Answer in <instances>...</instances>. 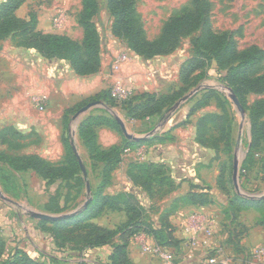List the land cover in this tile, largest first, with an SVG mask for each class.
<instances>
[{"label": "trees", "instance_id": "16d2710c", "mask_svg": "<svg viewBox=\"0 0 264 264\" xmlns=\"http://www.w3.org/2000/svg\"><path fill=\"white\" fill-rule=\"evenodd\" d=\"M25 1L4 0L0 2V39L19 38V46L34 49L48 59L66 60L79 76L91 75L99 71L101 65L99 36L91 21L98 12L96 0H82L83 6L79 16V23L83 27L81 40L63 34L40 31L35 27L36 20L32 15H29L28 19L18 17L15 11ZM190 2V7L183 8L168 17L156 38L149 39L137 15L136 0H107L108 11L114 17L112 34L123 39L133 53L143 58L168 55L175 50L181 38L196 30H200V35L191 41L194 54L180 65L181 84L178 87L172 88L165 94L132 93L120 102L112 98L108 90H102L86 102L76 106L75 110L87 102L99 101L107 109L120 107L129 120L137 121L152 117L162 120L170 113L169 108L188 90L190 84L206 75L202 72L204 66L215 61L220 67L226 68L221 80L225 86L231 88L241 105L246 109L251 122V141L246 158L241 165V167H245L253 156L252 149L258 146L260 141H264V97L255 101L251 106L244 104L246 95L264 93V72L256 75H251L248 72L264 57V50L254 44L239 50L231 32L215 31L212 28L210 21L212 3L210 0H190ZM198 70L201 72L195 75ZM204 89L206 92L202 94L201 98L198 99L195 96L187 100L198 99L190 106L184 123L195 110L206 105L210 100L219 102L220 113L205 114L198 119L196 124V141L218 153L222 148L229 149L232 145L233 118L226 104L228 100L225 97L222 98L215 88L205 87ZM75 110L71 109L67 113H73ZM106 112L109 117L88 116L78 125L79 137L89 151L91 169L93 172L98 171L100 179L95 192H91L90 202L77 215L59 218L55 221L39 220L38 224L42 230L52 236L55 245L60 248L71 243L73 244L72 249L83 252L86 249L110 245L112 248L108 256L110 264H135L127 255V245L129 237L136 232L146 233L157 244L163 246L176 247L179 240L174 237L173 225L168 221L158 228L152 227L144 221V204L138 200L139 198L133 191L102 195V190L110 182L111 173L120 162L124 149L153 139L151 137L134 142L124 138L121 145L112 146L106 150L100 149L96 143L95 127L107 125L120 130L111 112L108 110ZM210 130H213L214 133H210ZM8 136L13 139L10 143L14 142V144L16 139L23 137L11 128L0 131V137L4 141ZM64 143L67 159L62 165H51L34 155L13 157L1 151L0 163L7 162V166L15 171L32 169L45 179L47 184L53 183L57 179L66 181L74 179V183L79 187L76 196H74L77 197V193L79 194L85 187L86 178L80 176V167L69 143V136L64 138ZM100 163L102 167L99 166ZM127 175L132 183L150 198L155 193L165 195L175 187L170 176L167 175L165 167L161 164L145 161L131 163L127 169ZM217 186L227 198V207L223 212L231 223L237 219L241 211L253 208L260 214L256 223L264 226V197L247 199L237 194L231 195L226 186V168L223 162L217 178ZM59 197L58 193L50 197V204L46 206L48 211L60 213L67 208L66 205L62 207L59 205ZM68 198L69 195L64 197L65 203ZM211 202L212 200L205 192L189 193L174 200L173 208L165 211L162 217L170 216L176 210L178 203L209 204ZM105 208L123 211L126 214L125 221L112 229L90 221L98 217ZM4 250L5 242L0 238V264H47L20 248L4 259ZM78 264H87V262Z\"/></svg>", "mask_w": 264, "mask_h": 264}, {"label": "crops", "instance_id": "0c3cea01", "mask_svg": "<svg viewBox=\"0 0 264 264\" xmlns=\"http://www.w3.org/2000/svg\"><path fill=\"white\" fill-rule=\"evenodd\" d=\"M2 1L4 0H0V2ZM28 1L29 0H26L15 11V14L18 17L26 19V15H24V13L22 14V10ZM37 28L40 30L39 25H37ZM67 30L68 29H66L65 32H59L49 29L42 32L63 34L73 38L70 31ZM6 47V50H8L9 46ZM10 47L11 53L2 52L0 50V116H6V119H11L12 115L15 114L19 115L21 120L18 125L15 123L16 120L14 122H9L10 120L5 121L6 119H3L4 121L0 123V131L11 128L23 137L15 140L17 144L16 142L15 144L14 142L10 143V141L13 139L9 136L5 141L0 137V151L13 157L34 155L50 163L51 165H62L67 159L64 138L69 136V143L72 146V150L73 145H75L78 155L81 158L86 170V176H84L82 172L80 174L81 177L86 178L85 187L84 189H81L79 194L77 193V197H74L76 196V192L79 188L74 183V179L68 181L57 179L53 183L47 184V181L32 169L15 171L8 166L2 164L0 165L5 167L4 171H7L6 173H8V175H11L10 179H14L17 191L20 189V187L22 188L23 185L26 194L28 195L31 190L32 192H36V190L49 192V196L45 200L42 210H45L46 206H49L50 197L58 193L60 194L58 202L59 205L61 207L63 205L67 206L64 211L60 212L61 215L71 213L77 215L81 213L90 202L89 201L86 205H84L88 198L91 200V192H95L100 180L98 171L93 172L91 169L89 151L85 147L82 139L79 137L78 125L84 118L88 116L102 115L109 117V114L106 112V110L111 112L115 120L116 117H118L121 121L125 122V112L120 107H116L120 111V114H116L112 111V108L107 109L104 104L98 101L100 104V106H98L99 108L95 109L96 106H92L85 112L75 116L78 111L75 110L76 106L86 102L90 98V95H95L102 91L99 90L98 92L93 93L95 90L93 89L91 93L87 92L86 89L81 90L80 86L82 84L102 82L103 80L106 82L108 81L104 72V62L102 60L101 67L97 73L79 76L73 71L70 63L66 60L57 58L48 59L43 57L36 50L23 46ZM133 55L137 60H141L142 64H144V62L147 63V70H143L145 72H143L141 75H133L132 78L135 79V82H126L125 77L123 78L122 74L121 77L119 76L121 80L118 77L119 80L115 81V83L119 82L121 85L125 86V88L131 91V93L149 92L165 94L168 93L172 88L178 87L181 84L179 79L180 67L174 71L175 75L173 77L168 79V77L165 76L162 78L160 84L156 80L158 74L154 71L157 69H153V67H151V63L158 60L162 56L167 55H160L152 58H143L136 55L135 53H133ZM137 60H135V66H133V63L130 64V70L133 68L138 71L140 70L142 65ZM148 64H150L149 67ZM128 65L129 64L126 65V68ZM119 68L121 70V64L120 66H117L115 63L113 66H110L108 75L111 76V74H114L115 76V69ZM122 70L124 69L122 68ZM188 102H190V100L182 103L176 110L171 111L162 120L158 117L137 120L139 122L141 121L143 126H146V128L149 127L147 129H149L150 132L153 131L151 134L148 132L142 135L140 134L139 136H142L143 139L151 137L153 139L147 142L136 144L132 147H126L121 155L120 162L111 173L110 182L102 190V195H115L118 193L132 191H136L137 193L139 192L140 194H146L139 187L135 186L127 175V169L131 163L145 161L161 164L165 167L167 175L170 176L171 180L175 184V187L168 193L169 198L172 199V203L177 198L186 196L189 193L200 192H205L212 200V202L209 204L178 203L179 206L172 213V220L169 222L171 225H173L174 237L179 240V243L176 247L159 245L150 236L152 243L159 247V251L156 253L146 254L144 252L141 253L138 249L137 245L138 243L140 245V241L137 239L139 237H135V239L130 238L127 245V255L129 259L135 264H209L208 257L211 254V248H213L215 244H218V242L212 239V237L209 238L201 233H194V230L191 228V221L195 222L196 217L208 214L207 216L216 223V219L214 220V216L212 214V208H214V206L215 208H219V212L222 214L221 221L223 223H226V219H228L223 212V210L227 207V198L226 200H223V192L221 191V193L217 186V178L220 173L219 169L216 171L215 164L209 163L208 157H206L209 154L215 155V151L202 146L196 141V124L198 119L208 113L220 112L219 110L213 108L215 101L210 100L206 105L195 110L194 113L187 118V122L184 123L188 110L190 109V106H187ZM13 109L15 110L14 112ZM71 109H74L75 111L73 113H67ZM20 124H23V128L20 127ZM94 129L96 134V143L100 149L106 150L112 146L121 145L125 138L121 128L118 131L107 125H99ZM119 132L122 133L123 137H121ZM101 134L105 135L108 141L105 139L106 142H103ZM194 149L203 152L202 154H196L192 151ZM216 157L212 158V161L216 162ZM217 165L219 167V163ZM99 166L102 167V164L100 163ZM120 170L122 172L121 177L118 175ZM210 170L213 172H210ZM26 177L29 179L31 178V181L26 180ZM18 178L23 179L22 184L17 182ZM239 181L242 186L246 185L245 180L243 177L241 178V175L239 176ZM86 182L89 183V191L86 190ZM10 184H12V182ZM71 191L73 194H69ZM66 195H69V198L65 203L64 197ZM83 198L85 199L84 203ZM3 200L9 203L11 202L12 204L15 203L13 201H9L7 198H3ZM248 211L251 212L254 217L259 215L255 209L248 208L241 211L235 221L239 222V215H242V213ZM112 212L122 213L123 211H113L105 208L101 214L107 215ZM186 213H192L194 215L190 216L187 221H184L183 217ZM100 216L101 215L91 219L90 221L106 228L112 229L114 227L113 225L98 223L96 219ZM38 221L39 219H36L35 224H33L34 226H32L33 228H30V235L33 237H38V240L40 239L43 244L45 243L51 252L42 251L41 255L37 254L35 256L31 255L30 253L29 254L37 260L43 261L47 264H52L59 261L65 262L66 264H78V258L80 257L61 258L60 255L63 249L55 245L52 236L48 232L42 230L38 224ZM175 223L177 226H179L180 230L176 228ZM242 225L243 228H245L244 232L249 230V232L256 233V227L264 229V226L257 224L256 221L253 222L251 226L246 223H242L241 226ZM181 228H183L184 232L181 231ZM219 229L220 228H217V230H214L213 232L217 233ZM245 234L243 236H246ZM0 238H2V240L5 242L7 249L6 239L2 236H0ZM246 243L247 242H245V244ZM227 244L228 243L225 242L224 245L220 244V246L225 249L226 247L230 246ZM245 244L242 242L241 238L239 241H236L237 249L234 250V254L236 256H242L241 250L242 246ZM32 245H34V242ZM16 248L18 249L20 247ZM230 248L231 250L234 249L232 247ZM69 249H72V246L68 248V251ZM111 249L112 248L110 245H104L97 248L86 249L85 251L79 253L75 252V254L78 256L81 254L83 257L89 252L100 255V252L103 251L106 252L105 260H107ZM64 252L65 251H63V253ZM39 256L42 257V259ZM84 259L85 258H81L80 260ZM235 259L238 258L235 257Z\"/></svg>", "mask_w": 264, "mask_h": 264}, {"label": "rangeland", "instance_id": "374dc122", "mask_svg": "<svg viewBox=\"0 0 264 264\" xmlns=\"http://www.w3.org/2000/svg\"><path fill=\"white\" fill-rule=\"evenodd\" d=\"M96 1L98 4V12L92 17L91 21L93 22L98 32L100 62L101 60L104 62V72L108 81L106 82L103 80L102 82L82 84L80 86V89H86L87 92L91 93L93 89H95L93 93L98 92L99 90H108L110 93L112 86L115 84L116 80H119L118 77H121V74L123 75V78L125 77L126 82H135V79L132 78L133 75H141L143 72H145L143 70H147V63L144 62V64H142L141 60H137L132 51L127 47L126 42L123 39L118 38L112 34L111 29L114 24V17L111 16L108 11L109 9L107 6V0ZM210 1L212 3L210 21L212 28L215 31L226 30L231 32L234 36L236 45L239 50L253 44L264 50V0ZM190 5V0H136V11L139 20L142 23L146 36L149 39H154L159 35L163 23L171 14L179 12L183 8H188L190 7ZM82 6V0H29L26 6L23 7L22 14L24 13V15H26V19H28L29 15H32V17H34L36 20L35 27L37 28V25H39L40 31L50 29L53 31L65 32L66 29H68L73 38L81 40L83 36V27L79 23V16ZM57 22H61L60 25H57ZM198 35H200V30H196L192 34L181 38L178 46L173 52H171L167 56H162L158 60L151 63V67H153V69H157L154 72H157L158 74L156 80L159 82V84L162 81V78H164L165 76H167L168 79L173 77L175 75L174 71L178 69V67H180V65L186 59L194 54V49L191 41ZM19 45V38L7 37L4 40H0V50L2 52L11 53L10 46ZM6 46H9L8 50H6ZM135 60H137L142 65L139 71L134 68L130 70V64L133 63V66H135ZM115 63L117 66H120L121 64V70L120 68L115 69V76L117 77H115L114 74H111V76H109L108 70L110 66H113ZM127 64L129 65L126 68ZM149 65L150 64H148V67ZM122 68L124 70H122ZM200 72L201 70L196 71L195 75ZM202 72L206 75H203V78H198L195 82L191 83L188 90L182 96L200 87V89L191 96L192 98L197 96L196 98L199 99L201 98L202 94L206 92V90L204 89L205 87L215 88L217 91H219L218 93L222 98L225 97V99L228 100L226 104L229 113L233 118L231 147L229 149L222 148V150H220L218 153L215 152V155L209 154L206 157H208L209 163L215 164L216 171H218L219 169L220 172L222 162L225 164L226 186L229 189L231 195L236 194L232 181V165L234 158H237V160L239 161L238 183L240 185L241 192L247 195L261 197L264 195V141H260L259 145L252 149L253 156L249 159V163H247L245 167H241L244 159L246 158V154L249 149V143L251 141V122L247 115L246 109L244 108L245 115L242 117L233 104L232 100L229 98V94L231 92L233 93V91L228 86H225L221 80L226 72V68L220 67L219 64L215 61H211L209 64L204 66V70L202 69ZM248 72L251 75L263 73L264 57L258 62V64L250 68ZM92 96L94 95H90V98ZM262 97H264V93H250L244 97V104L246 106H251L255 101L259 100ZM198 99H191V101L187 103V106H191ZM213 101H215L213 108L219 110L220 112V103L216 100ZM98 106H100V104L96 105V108H94L97 109L99 108ZM116 107H113L112 111L116 114H120V111ZM79 109L80 108H78L77 110ZM14 111L15 110L13 109V112ZM6 118V116H0V123H2V121H4L3 119ZM8 120H10L9 122H14L16 120L15 123L19 125L21 119L19 115L14 114L12 115L11 119H6L5 121ZM124 121L125 127L130 134L139 136L140 134L142 135L144 133L150 132V130L147 129L149 127L146 128V126H143L141 121L139 122L136 120H129L127 118ZM240 122L242 123L241 126ZM20 127L23 128V124H20ZM210 133H214L213 130H210ZM119 134L121 135V137H123L121 132H119ZM101 138L103 142H106L105 139L108 141L107 137L103 134H101ZM192 151L196 154H202L203 152L195 149ZM214 157H216V162L219 160L217 163L215 161H212V158ZM3 162L4 164H0L7 166L8 163L5 161ZM218 163L219 167L217 165ZM4 170L5 167H2L0 165V236L4 237L7 242V249L5 246L4 250V259L7 255L14 254L17 250L16 247H20L23 250H26L33 256L37 254L41 255L42 251L51 252L45 243L43 244L40 239L38 240V237H33L30 235V228H33L32 226H34L33 224H35L36 220L30 216L31 213L37 212L50 215H61V213H53L48 211L47 209L42 210V208L44 207L43 204L49 196V192H42L41 190L32 192L31 190L28 195L26 194L23 185L22 188L20 187V189L17 191L14 179H10L11 175H8V173H6L7 171ZM210 172L213 171L210 170ZM118 175H120L121 177V170ZM240 175L241 178L243 177V179L245 180L246 185L242 186V184L240 183ZM26 180L31 181V178L29 179L26 177ZM11 182L12 184H10ZM17 182H19V184H22L23 179L18 178ZM134 193L138 198L140 197L138 200L144 203V221L148 225L158 228L165 222H170V220H172V214L166 218L162 217V214L165 211L171 210L174 206L172 203V199H170L168 196V193L165 195L155 193L152 198H150L147 194H140L139 192L138 194L136 191H134ZM70 194H73V192L71 191ZM222 195L223 200H226L224 193H222ZM3 198H7L9 201H13L15 203L12 204L11 202H6L3 200ZM84 198L83 203L85 202ZM176 206L178 207L179 204H177ZM212 209V214L214 216V220L216 219V223L212 221L207 216V214L204 216L196 217V221H191V225L193 226L200 223H202L203 225H207L210 233L205 234V236L209 238L212 237V239L218 242V244H215L214 247H220L222 249V257L231 259L232 264H254L251 260H248V257L253 248L259 245H264V229L256 227V233L249 232V230H246L244 232L245 228H243V225L241 226V224L246 223L251 226L252 223L256 221V219L260 218V214L254 217V215L248 211L242 213V215H239L238 220L240 223L237 221L231 223L229 219H226V223H223L221 221L222 214H220L219 208H215L214 206V208ZM192 213L184 214L183 220L187 221L190 216L194 215ZM100 215L101 216L97 218L96 221L101 224L113 225V228L122 224L123 222L121 221H125L126 219V214L124 212H112L107 215ZM175 225L176 228L179 229V226H177L176 223ZM217 228L220 229L217 231V233H214L213 231L217 230ZM181 231L184 232L183 228H181ZM244 234L246 236H243ZM130 237L134 239L135 237H139L137 240L140 241V243L146 242L154 244L152 243L150 236L144 232H136ZM240 238L242 239V242H244V244L245 242L247 243L242 246V256H236L234 254V250L237 249L236 241H239ZM33 242L34 245H32ZM225 242L230 246L223 249L220 244L224 245ZM66 245L68 246L61 247L65 252H59L61 253V255L59 254L61 258L80 257L78 258V263L87 262V264H110V261H108V259L105 260L106 252L101 251L100 255L97 253L94 254L89 252L82 257L81 254L79 256L75 254V252L79 253V251L76 249H69L68 251V248L73 246V244L70 243ZM137 246L140 252L143 253L139 243ZM230 247L234 249L231 250ZM235 257H237L238 259H235ZM40 258L42 259V257ZM81 258H85L86 261L85 259L80 260ZM52 264L66 263L59 261Z\"/></svg>", "mask_w": 264, "mask_h": 264}, {"label": "water", "instance_id": "95a60500", "mask_svg": "<svg viewBox=\"0 0 264 264\" xmlns=\"http://www.w3.org/2000/svg\"><path fill=\"white\" fill-rule=\"evenodd\" d=\"M200 89V87L196 88L195 90L193 91H190L188 92L187 94H185L184 96H182L177 102H175V104H173L170 108H169V111H174L176 110L182 103H184L185 101H187L196 91H198ZM230 91V90H229ZM229 98L232 100L233 104L235 105L236 109L238 110V112L241 114V116L243 117L245 115V109L244 107L241 105V103L239 102L238 98L235 96L234 93H230L229 94ZM99 102L98 101H93V102H89L87 103L86 105H84L83 107H81L77 113L75 114V116L79 115L80 113L82 112H85L86 110H88L90 107L92 106H96L98 105ZM116 121L118 122L120 128H121V131L124 135V137L128 140H132V141H139L141 139H143L142 136H135L133 134H130L126 127H125V124L123 121H121L118 117H116ZM241 123V122H240ZM242 125V123L240 124V126ZM153 132V131H152ZM152 132H149V134H151ZM73 151L77 157V160H78V164L80 166V169H81V172L83 173L84 176H86V170H85V167L83 165V162L81 160V158L79 157L78 155V152H77V149L75 147V145H73ZM238 169H239V161L237 160V158H234L233 160V165H232V181H233V186H234V189H235V192L237 195L239 196H242L244 198H247V199H255L256 196H253V195H247L245 193H242L241 190H240V186H239V183H238ZM86 190L89 191L90 190V187H89V183L86 182ZM261 197H264L261 196ZM260 198V197H259ZM89 198L86 200L85 204L86 205L88 202H89ZM74 215V213H71V214H66V215H50V214H45V213H37V212H34V213H31V216L36 218V219H39V220H48V221H55L59 218H65V217H69V216H72Z\"/></svg>", "mask_w": 264, "mask_h": 264}, {"label": "built area", "instance_id": "2783aa9c", "mask_svg": "<svg viewBox=\"0 0 264 264\" xmlns=\"http://www.w3.org/2000/svg\"><path fill=\"white\" fill-rule=\"evenodd\" d=\"M61 22H57V25H60ZM131 95V91L125 86L121 85L119 82H116L111 90L110 96L116 101L120 102L125 100ZM194 230V233L209 234L210 230L207 228V225L195 224L191 226ZM140 248L144 253H156L159 251V247L155 244L150 243H140ZM248 260H251L254 264H264V245L256 246L250 252ZM209 264H232L231 259L222 257V249L218 246L211 248V254L208 257Z\"/></svg>", "mask_w": 264, "mask_h": 264}]
</instances>
